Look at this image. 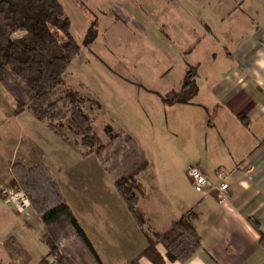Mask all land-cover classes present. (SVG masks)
Returning a JSON list of instances; mask_svg holds the SVG:
<instances>
[{"label":"rangeland","instance_id":"rangeland-1","mask_svg":"<svg viewBox=\"0 0 264 264\" xmlns=\"http://www.w3.org/2000/svg\"><path fill=\"white\" fill-rule=\"evenodd\" d=\"M60 1L82 48L71 61L58 95L68 88L78 90L86 99L85 110L97 124H111L116 132L125 130L138 139L151 162L144 181L152 194H158L159 188L176 198L202 193L189 178L187 165L207 153L209 129L202 125L196 106L166 105L155 91L164 93L167 87H176L182 71L192 68V55L181 57L180 52H174L169 56L167 50L171 45L191 48L196 43L200 26L192 22L202 15L209 16L208 4L204 0ZM95 18L98 35L86 46L83 40ZM209 62L206 58L203 65ZM15 108L13 95L0 82V178L8 174L10 163L19 157V124L28 126L27 114H32L27 111L19 117ZM61 120L65 126L61 130L69 140L41 136L45 143L39 147L42 153L35 151L32 155L34 159L42 158L39 162L48 165L68 203L70 200L77 214L82 211L87 218L97 207L109 209L112 200L115 202L113 192L118 189L95 152L82 154L81 150L87 153L89 149L79 142L77 126L69 114ZM24 142L26 146L27 138ZM11 178L0 187V264H12L11 258L19 262L21 249L11 235L19 237L27 220L39 223L38 229L43 224L36 219L32 201L28 214L4 201L7 188H22L28 194L19 182L11 183ZM38 229L34 230L37 237L34 235L33 254L41 256L47 249ZM73 235L68 232L61 238L58 252L49 253V260H41L40 264H90L87 249ZM3 238L11 258L3 250ZM22 257L25 260L26 255Z\"/></svg>","mask_w":264,"mask_h":264},{"label":"crops","instance_id":"crops-1","mask_svg":"<svg viewBox=\"0 0 264 264\" xmlns=\"http://www.w3.org/2000/svg\"><path fill=\"white\" fill-rule=\"evenodd\" d=\"M204 2L208 4L209 16L202 15L192 22L200 26L196 43L191 48L171 45L167 50L169 56L174 52H180L181 57L192 55L194 60L189 65L198 84L197 94L188 103H166L162 98L182 89L189 69L181 70L179 85L167 87L164 93L155 92L166 105L196 106L202 125L209 130L207 153L201 154L194 163L214 181L220 179L217 170L225 171L230 184L228 200L223 203L214 193L208 192L176 198L160 188L158 194H152L144 181L149 174L145 169L138 176L145 190L140 208L145 214L146 228L156 232L166 230L183 213L191 209L194 212L190 220L202 236L201 248L187 261L170 260L165 245L159 243L157 247L166 259L164 264H264L261 242L264 233V0ZM206 58L210 62L203 65ZM27 111L32 113L26 109L19 117ZM27 122L28 126L19 124V157L10 163L8 174L0 178V187L10 181L15 162L32 166L42 159H34L32 155L35 151L42 153L39 147L45 143L41 136H52L62 142L69 140L61 130L65 127L62 120L52 128L48 120L32 113L27 114ZM119 133L130 134L125 130ZM25 138L28 146L23 145ZM81 151L86 156L93 154ZM190 164L192 162L187 166ZM150 165L151 162L147 168ZM113 193L115 202L112 200L109 209L97 207L89 215L85 214L87 218L82 211L77 214L70 200L69 203L103 264H126L136 257L137 262L130 264H153L146 255H140L148 243L144 230L120 192ZM252 219L259 222L261 230ZM27 221L19 237L11 235L14 244L21 249L18 263L11 258L4 243L6 239L1 240L12 264H40L49 256L50 247L43 240L44 225L38 229L39 223ZM35 229L46 244L47 251L41 256L33 254ZM78 243L83 247L81 241ZM23 254L25 260H21ZM87 255L89 263L94 264L89 252Z\"/></svg>","mask_w":264,"mask_h":264},{"label":"trees","instance_id":"trees-1","mask_svg":"<svg viewBox=\"0 0 264 264\" xmlns=\"http://www.w3.org/2000/svg\"><path fill=\"white\" fill-rule=\"evenodd\" d=\"M97 35L95 18L83 43L89 46ZM81 48L60 0H0V81L15 99V113L30 109L37 118L48 120L52 128L69 114L77 126L79 142L88 147L87 154L95 152L107 165L116 188L144 230L148 243L140 255H146L153 264H164L166 259L157 247L162 243L168 259L187 261L203 244L190 220L193 210L183 213L164 231L147 229L140 208L145 190L138 178L150 164L147 153L131 134L118 133L111 124H97L85 110L86 99L78 90L68 88L58 95L65 73ZM198 89L194 71L189 68L182 89L162 98L166 103H188ZM11 170V183L19 182L25 188L36 219L44 225L43 240L50 253L58 252L60 239L69 232L79 238L97 264H103L48 165L15 162ZM252 221L261 230L259 222ZM261 242L264 244V233Z\"/></svg>","mask_w":264,"mask_h":264},{"label":"built area","instance_id":"built-area-1","mask_svg":"<svg viewBox=\"0 0 264 264\" xmlns=\"http://www.w3.org/2000/svg\"><path fill=\"white\" fill-rule=\"evenodd\" d=\"M187 173L197 190L202 192L214 193L218 199L225 203L228 200L230 184L226 180L224 170H217L220 176L219 181H214L208 174L196 163H192L187 168ZM4 201L12 204L19 212L29 213L31 199L22 189L7 188L4 189Z\"/></svg>","mask_w":264,"mask_h":264},{"label":"water","instance_id":"water-1","mask_svg":"<svg viewBox=\"0 0 264 264\" xmlns=\"http://www.w3.org/2000/svg\"><path fill=\"white\" fill-rule=\"evenodd\" d=\"M45 260H47V261H48V258H47V257H45Z\"/></svg>","mask_w":264,"mask_h":264}]
</instances>
